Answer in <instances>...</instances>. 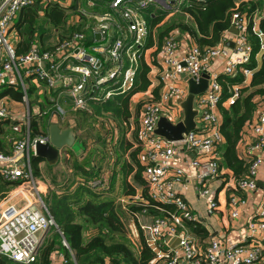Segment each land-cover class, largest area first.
<instances>
[{"label":"built area","instance_id":"built-area-1","mask_svg":"<svg viewBox=\"0 0 264 264\" xmlns=\"http://www.w3.org/2000/svg\"><path fill=\"white\" fill-rule=\"evenodd\" d=\"M50 1H57L62 6L65 4L63 0H0V123L10 118L14 120L12 129L23 132L21 138H9V151L0 148V172L7 180L16 182L10 189L0 191V264H7L6 258L25 263L34 261L49 228L54 225L59 229L42 199L35 198L27 189L30 184L34 186L38 182L32 167L31 152L35 155L38 141H47V135L30 136L29 111L16 118L17 104L29 100L27 90L30 82L41 80L47 87L58 84L70 86L68 92L72 108H84L89 81L90 84H97L107 78L121 76L120 90H127L133 85L139 58L149 64L147 74L151 84L148 89L130 96H138L136 101L141 104L137 121L133 122V115L130 117L128 131L131 133L137 128L139 141L134 147H140L138 157L144 165L142 175L148 185L149 198L171 203L176 210L152 218L145 208L136 211L132 215L135 228L129 232L136 242L129 236L131 241L136 247L144 244L153 252L148 264H264V186L255 209L242 221L245 234L237 241L211 235L202 241L193 234L186 221H199V214L191 210L181 191L186 182L191 181L197 197L206 204V214L211 215L220 208L218 194L227 187L224 200L228 215L240 220L247 204V195L258 190L257 175L264 161V94L255 98L253 117L244 125L237 144L238 155L248 162L246 174L238 180L224 175L227 170L221 166L219 156V146L223 141L220 106L228 107L233 103L239 96V88L232 85V93L222 100L218 75L234 76L241 71L246 83L252 72L249 68L238 66L250 59L252 49L246 33L249 19L245 14L238 11L232 14L231 26L237 28V33L231 52L222 46L228 30L217 44L201 51L192 38L183 40L187 34L177 38L178 27L170 30L159 44L154 30L150 31L143 15L142 8L149 3L168 10L166 17L183 12L179 6L183 0H110V10L94 15L96 26L93 31L98 32L100 37L92 44H88L83 31H74L49 48L33 43L26 52H18L15 44L18 36L14 28L18 14L35 2L45 6ZM39 12L42 13V9ZM252 30L259 39V56L264 52V32L255 24ZM113 32L114 38L111 37ZM149 36L153 38L151 44L148 43ZM95 51L115 63L106 75L99 72L101 63ZM218 56L223 57L221 68H208ZM125 57L129 61L126 66L123 65ZM66 68L71 73L65 72ZM74 73L79 74L76 81ZM203 73L208 74V83L204 91L194 95L195 126L176 140L158 134L155 130L161 116L172 123L184 117L182 101L189 94L184 75L198 80ZM156 80L161 86L157 98H154L151 87ZM3 84L19 87L21 99L3 93ZM111 93L108 90L107 95ZM56 112L61 116L65 114L59 104L56 105ZM180 152H192L188 165L194 169L193 172H187L181 166L178 160ZM213 182L215 188L212 187ZM87 183L90 186H103L107 181L93 178ZM221 184V190L217 191ZM141 191V187L135 186L134 194H122L119 199L122 207L129 210L130 204H147L148 200ZM174 238L177 241L171 245ZM61 241L69 248L63 235ZM50 259V264H64L67 261L63 252L57 249L52 251Z\"/></svg>","mask_w":264,"mask_h":264},{"label":"trees","instance_id":"trees-1","mask_svg":"<svg viewBox=\"0 0 264 264\" xmlns=\"http://www.w3.org/2000/svg\"><path fill=\"white\" fill-rule=\"evenodd\" d=\"M179 6L183 12L173 14L161 26H158V23L164 19L168 10L156 8L153 3L142 8L150 30L157 24L155 30L159 44L170 30L179 27L186 29L198 48L203 51L206 47L213 46L220 41L231 26L234 11L244 13L250 20L246 31L248 41L252 46L250 59L238 65L252 70L249 80L246 83L243 82L245 76L241 71L234 76L224 73L218 75V81L222 86V100L232 93V85H237L239 88V96L233 103L228 107L220 106L223 141L219 146L222 156L221 166L230 172L224 175L238 180L246 174L248 162L238 155L237 144L244 125L253 117L255 98L264 94V52L256 56L260 44L257 34L252 30L251 20L255 14L260 13L258 27L264 32V0H183ZM40 9L42 13H39ZM66 12L67 9L57 1H50L45 6L35 2L24 7L14 23L18 36L15 43L17 51L26 52L33 43L42 48H49L67 38L68 32L80 29V24H67ZM184 12L191 16L190 22L185 21ZM50 28H62L55 42L47 41L52 34ZM152 42L153 38L149 36L148 43ZM127 62L128 58L125 57L124 65ZM64 71L71 73L69 68ZM148 71L149 64L145 63L143 58H139L133 85L126 91L109 98H102L97 95L98 90L92 91L89 87L86 89L85 107L68 109L67 113L72 115L71 121L73 122L71 126H67L72 127L74 132L81 129L78 132L81 139V150L78 153L64 156L63 163L59 162V158L47 161L39 155H33L34 173L43 177L44 180L45 177L41 172L47 171L50 184L54 183L57 186V190L52 192L49 198L48 209L59 229H56L54 225L49 228L50 234L40 246L34 261L25 263L6 258L7 264H50L51 253L55 249L62 251L67 258L64 264H148L153 252L144 244L140 247L132 244L125 218L128 215L133 217L132 215L142 208H145L151 218L164 215L167 211H174L176 208L171 203H161L149 198L148 185L142 175L144 165L138 157L140 147L139 145L134 147L136 141H139L137 128L131 131L128 138L125 134L118 136L117 141L114 142L117 146L115 148H118L115 150V155H117L115 162L118 163V167L110 171L108 177L101 174L103 163L111 157V150L107 149L108 142L102 138L101 128L103 125L106 126L105 120L109 117L113 118L119 126L126 123V128L128 127L130 117L134 116L130 110V96L149 88L151 79L147 74ZM32 83L30 82L27 91L29 99L35 101L34 110L36 111L29 120L30 136L48 135L49 126L52 123L50 113L53 112L55 102L49 94L54 95L63 88L68 90V87H63L62 84L46 87L41 80L38 81V86ZM160 86L161 83L156 80L151 87L154 98H157ZM1 90L14 99H21L22 91L19 87L14 88L3 84ZM140 104V102L135 104L136 116ZM13 122L14 120L6 118L0 123V135L2 136L0 137V148L6 152L11 148L8 137L21 138L23 136V132L12 129ZM126 150H128L129 159L122 156ZM52 169L58 172H51ZM131 172L133 182L126 179ZM111 174L112 183L109 182ZM117 175L119 176L118 185ZM59 176L65 177L58 178ZM93 178H106L108 181L103 186H90L87 182ZM134 183L139 184L141 193L148 202L144 206L130 204L128 205L129 210H124L117 197L122 193L134 194ZM15 184V181L7 180L0 172V191L8 190ZM72 203L76 206H71ZM186 224L200 240L203 241L209 237L208 230L199 221L188 220ZM62 235L69 248L62 243Z\"/></svg>","mask_w":264,"mask_h":264},{"label":"crops","instance_id":"crops-1","mask_svg":"<svg viewBox=\"0 0 264 264\" xmlns=\"http://www.w3.org/2000/svg\"><path fill=\"white\" fill-rule=\"evenodd\" d=\"M63 7H67L66 9H70L72 11L71 13L66 12L67 24L68 25L80 24V27H81L80 29H74V30L70 31L68 33V36L71 35L74 31H83L85 33L88 44H92L94 40H99L100 35L97 36L98 32L93 31V29L96 26L95 25L96 19L94 18V15L100 14V13L107 11V10H110L111 9L110 0H68L66 2V4H63ZM143 15H144V12H143ZM172 15L173 14L168 15L167 17L165 16L163 21L160 23V25L158 24V26L162 25L165 18L167 19L168 17H170ZM144 17H145V15H144ZM186 18H188L189 20L192 19L191 16H186ZM259 19H260V13L255 14L251 19L252 25L255 24V26L258 27L259 26ZM249 23H250V20L248 21V25H249ZM156 26L155 27L153 26L151 28V30H154V33L157 37L156 30H155ZM148 27H149V25H148ZM149 29H150V27H149ZM88 30H90L91 32H89ZM178 31H179V33L177 34L178 39L180 38L181 35L184 37L185 34H187V37L185 36L183 40L187 41L189 38H191L189 36V34L187 33L186 29H181L178 27ZM111 37L112 38L115 37L114 32L112 33ZM234 38H235V33L229 31V29H228V31L224 35V41L222 44L223 48L226 49L228 52H231L233 49ZM95 53L99 57L100 63H101V66L99 68L100 69L99 72H100V74L102 73V75H106L109 70H112L114 68L115 63L111 60L107 61L105 55L102 54L101 52L95 51ZM222 62H223V57L218 56L210 62V65L208 66V68L220 69L222 66ZM128 63H129V61L125 65L123 63V65L126 66V65H128ZM119 69L124 70L125 68H119ZM74 74L79 76L78 73H74ZM75 75H74V80L76 81L77 76H75ZM92 79H94V78H92ZM33 83L37 86L39 85L38 82H33ZM120 83H121V76L120 77L107 78L103 82L97 83V84L96 83L90 84V81H89L87 84V88H89V87L92 88V91L94 89L98 90L99 92H97V95L102 97V98H109V97H112L118 93H122V92L126 91V90H124V91L120 90L121 89ZM65 86L66 85H64L63 87H65ZM66 87H68V90H69L70 86H66ZM68 90H66L65 88L58 90L52 97V101L53 102L55 101V103L53 104L54 105V108L52 110L53 112L50 113V120L52 123H57L60 127H66L67 125H70L71 122H73V121H71L72 115L67 113L69 108L73 109L72 108L73 104H72ZM108 90L112 91V93L109 95H107ZM85 98H86V96H85ZM137 98H138V96H133L132 98L130 97V99H129L130 110L131 109L133 111L135 110V104L137 103V101H136ZM32 100L29 99L27 103H24V105L22 103L17 104L18 105L17 106L18 112L16 114V118L22 117V115H24V113L25 112L27 113L28 111H29V113H31V115H33V113H35L36 110H34V107H36V104H34L35 101H32ZM58 104L62 108H64V110H65V114H63V116L59 115L56 112V105H58ZM31 108H32V110H31ZM112 119L109 117L108 120H105L106 126L103 125L101 128L102 138H104L106 140V142H108L107 149L111 150V157H109L108 159L105 160V162L103 163V166H102L103 171L101 172V174L103 176L106 175L107 177H108L110 171L112 172V170L114 168L118 167V163L115 162V158L117 157V155H115V150H117L118 148H115L116 144L114 142L117 141V138H118V136H120V134H125V136L127 138L130 137V132L128 131L129 129H128V127L126 128V123H124L123 126L122 125L119 126L114 121V119L113 120ZM80 130L81 129H79L78 132H80ZM74 134L76 137L79 138L77 131H75ZM0 137H2V136L0 135ZM9 138L10 137H8V139ZM80 142H81V139H80ZM80 150H81V148H80ZM71 153H78V152H76L72 148H67V147L61 148L60 152H59V162L63 163L64 162V156L66 157ZM179 155H180V158H178V160H180L181 166H183V168H185V170L187 172H189V171L193 172L194 169L188 165L189 159L192 156V152H189V153L180 152ZM122 156L125 157L126 159H129L128 150H126ZM219 156H220V160H221L222 156H221L220 151H219ZM224 170L225 171L227 170L226 172H229L227 168H225ZM132 172H133V170H132ZM132 172L130 174H128V176L126 178L127 181H130V182L132 181V180H130ZM115 178H116V176H115ZM103 179L106 180V178H103ZM116 180H117L116 183L118 185V183H119V176L118 175H117ZM106 181H108V180H106ZM258 181H260L261 183H259ZM109 182L112 183V174L110 176ZM257 182H258V190L247 195V204L244 206L243 211L241 212V219L240 220L232 219L228 215V206L224 200L226 198V195L224 196V192H226L225 190L227 187H225L223 189L224 192H220L218 194L219 195V201H220V208H218L216 213H213L211 215L206 214V204L202 199H199L197 197L196 190H195L193 183L191 181L186 182V186L182 187L181 191H182V195L186 199L187 203L190 202V200L185 197V196H187L186 195L187 190H189L191 192L192 197L194 198L195 201H198L201 204H202V202L204 203L205 207L204 208L200 207L199 209H195V208L191 207L190 203H188V204L190 205L191 210L194 213L199 214V222L208 230L209 235L217 236L221 239H228V240L237 241L245 234V229L243 227L242 221H244L248 218L250 213L253 212V210L255 209L256 203L259 201L260 193H261V190L264 186V161L262 162L261 166L259 167V172L257 175ZM134 184H135V186H139V184H137V183H134ZM117 185L115 187H117ZM221 188H222V184L217 187V191L221 190ZM122 194H119V196L117 197V200L120 199ZM125 212H127V211H125ZM209 216L213 217V220L215 221L216 226L210 227L209 225H206L205 223H203V221L201 220V218L209 217ZM130 218H133V217L130 216ZM148 218H150V217H148ZM134 228H135V224L133 221V224L130 223L129 232Z\"/></svg>","mask_w":264,"mask_h":264},{"label":"water","instance_id":"water-1","mask_svg":"<svg viewBox=\"0 0 264 264\" xmlns=\"http://www.w3.org/2000/svg\"><path fill=\"white\" fill-rule=\"evenodd\" d=\"M229 31L237 33V28L229 27ZM99 34L97 33V36ZM188 81L189 94L182 101L184 117L177 123H172L164 116L157 122L156 132L168 139L176 140L182 137L183 132H187L195 126L194 116L196 109L193 108L194 95L205 90L208 83V74L203 73L198 80L184 75ZM75 141H79L74 134L72 127H60L57 123H51L48 130L47 141L37 142L35 155L45 158L47 161H54L59 158L61 148L72 146ZM261 183L260 181H258ZM177 238L171 241V245L176 243Z\"/></svg>","mask_w":264,"mask_h":264},{"label":"rangeland","instance_id":"rangeland-1","mask_svg":"<svg viewBox=\"0 0 264 264\" xmlns=\"http://www.w3.org/2000/svg\"><path fill=\"white\" fill-rule=\"evenodd\" d=\"M68 0H63V3H65L66 4V2H67ZM69 7V6H68ZM65 8H67V7H65ZM41 10V9H40ZM67 12L68 13H71L72 11L70 10V9H67ZM175 14V13H174ZM171 17V16H170ZM169 18V17H168ZM167 18V19H168ZM165 20H166V18H165ZM164 20V21H165ZM185 21H187V22H190V20L188 19V18H186L185 17ZM51 30H52V34H50V36H49V38H48V42H55L56 41V39H57V35L59 34V32L60 31H62V28H50ZM69 33V32H68ZM49 94V93H48ZM49 96H50V98L52 99V97H53V95H50L49 94ZM23 105H24V103H22ZM137 119V116H136V114H135V110H134V118H133V122H135V120ZM77 134H78V131H77ZM77 139L79 140V141H75V143L72 145V146H69V147H67V148H72V149H74L76 152H79L80 151V148H81V142H80V139L77 137ZM66 150V149H65ZM64 150V151H65ZM64 153V152H63ZM31 155H32V157H33V153L31 152ZM43 163H41V166H43L42 165ZM44 164H45V162H44ZM54 171V173H56V172H58L57 170H54V169H52L51 170V172H53ZM43 175H44V177H45V179L47 180H43V177H41L40 175L38 176H36V180H38V182H35L34 183V186L32 185V184H30L29 185V187L27 188L28 189V192L29 191H31L32 193H33V195H34V197L35 198H37V197H39V198H41L42 199V201H43V204L45 205V207L48 209V206H49V198L51 197V194H52V192H54V191H56L57 190V186L54 184V183H52V184H50V180H48L47 178H48V176H47V171H42L41 172ZM51 175H52V173H51ZM66 176V175H65ZM65 176H63V177H65ZM62 176H59L58 178H63ZM57 178V179H58ZM131 180V179H130ZM212 187L213 188H215L216 187V184H215V182H213L212 183ZM38 188V189H37ZM226 192H224V196L227 194V189L225 190ZM39 195V196H38ZM186 195L188 196H185L186 198H188L189 200H190V202H188V203H190V205H191V207H193V208H195V209H199L200 207H202V208H204L205 207V205H204V203L202 202V204L200 203V202H198V201H195L194 200V198L192 197V194H191V192L189 191V190H187L186 191ZM71 206H76V204H74V203H72V205ZM48 211H49V209H48ZM201 220L203 221V223H205L206 225H209L210 227L211 226H216L215 225V221L213 220V217L212 216H209V217H204V218H201ZM131 221V222H130ZM133 218H130V216L128 215L127 216V218H125V222H126V226H127V228H128V236H131L132 238H133V240H135V238L133 237V235L131 234V233H129V229H130V223H132L133 224ZM50 234V232L49 231H47L46 232V236L47 235H49ZM132 242V241H131ZM135 242H136V240H135ZM132 244H133V242H132ZM135 246V245H134Z\"/></svg>","mask_w":264,"mask_h":264}]
</instances>
